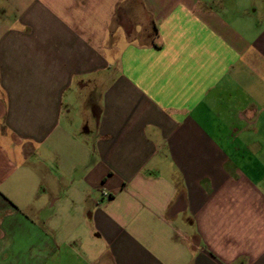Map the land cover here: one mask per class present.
I'll list each match as a JSON object with an SVG mask.
<instances>
[{
	"label": "crops",
	"instance_id": "0c3cea01",
	"mask_svg": "<svg viewBox=\"0 0 264 264\" xmlns=\"http://www.w3.org/2000/svg\"><path fill=\"white\" fill-rule=\"evenodd\" d=\"M0 264H264V0H0Z\"/></svg>",
	"mask_w": 264,
	"mask_h": 264
}]
</instances>
